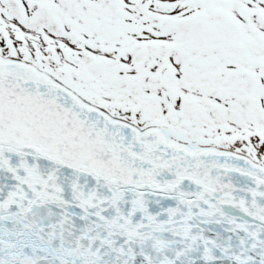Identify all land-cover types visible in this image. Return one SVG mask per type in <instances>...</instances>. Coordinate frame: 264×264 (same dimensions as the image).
I'll use <instances>...</instances> for the list:
<instances>
[{"label": "snow or ice", "instance_id": "1", "mask_svg": "<svg viewBox=\"0 0 264 264\" xmlns=\"http://www.w3.org/2000/svg\"><path fill=\"white\" fill-rule=\"evenodd\" d=\"M0 264H264V0H0Z\"/></svg>", "mask_w": 264, "mask_h": 264}]
</instances>
